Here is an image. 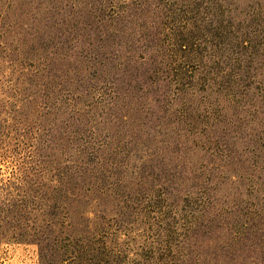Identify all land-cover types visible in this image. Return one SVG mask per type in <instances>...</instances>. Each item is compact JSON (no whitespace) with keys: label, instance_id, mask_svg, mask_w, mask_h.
I'll return each instance as SVG.
<instances>
[{"label":"trees","instance_id":"1","mask_svg":"<svg viewBox=\"0 0 264 264\" xmlns=\"http://www.w3.org/2000/svg\"><path fill=\"white\" fill-rule=\"evenodd\" d=\"M206 1L0 12V247L34 245L40 264H264V0ZM131 209L149 224L130 260Z\"/></svg>","mask_w":264,"mask_h":264},{"label":"rangeland","instance_id":"2","mask_svg":"<svg viewBox=\"0 0 264 264\" xmlns=\"http://www.w3.org/2000/svg\"><path fill=\"white\" fill-rule=\"evenodd\" d=\"M70 1L76 2V3H86L87 0H0V12L2 14H23V13H57L60 12L59 7H64L65 3ZM133 2L134 0H129ZM128 0H126V3H130ZM163 3H168V0H161ZM188 2L189 0H170V2ZM212 2V0H208ZM206 1V2H208ZM214 0L213 2L217 6H225L232 9V5L236 6V8L240 9L241 12H247L251 9H255L256 0ZM169 2V3H170ZM205 2V3H206ZM204 3V4H205ZM237 3V5L235 4ZM56 4L58 8L54 7L51 8L52 5ZM65 8V7H64ZM63 11V10H62ZM221 70L229 71H241L244 72L247 69H227V68H220ZM3 75H8L7 72L2 71ZM262 78V77H261ZM243 84H248V80L244 79V76H242ZM264 80V78H262ZM4 84L3 78H1L0 85L2 86ZM251 86L253 84L251 83ZM2 88V87H1ZM3 89V88H2ZM1 98H4V96H1ZM236 117L235 114L229 115L227 120H233ZM0 151V180L6 179L9 175H11L12 167H13V157L10 153L3 155ZM130 215H128V221H131L132 224L129 226L131 227V230L129 231L131 234V237L133 241H130V239H126L125 236L123 237V248L125 250V255L129 256L128 258L135 259L137 249H141L144 246V240H143V234L149 224L147 219L143 217H139L136 214L135 210H129ZM0 264H40L39 262V256H38V249L34 245H20L18 243H12L9 245H2L0 247Z\"/></svg>","mask_w":264,"mask_h":264}]
</instances>
